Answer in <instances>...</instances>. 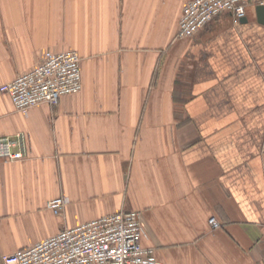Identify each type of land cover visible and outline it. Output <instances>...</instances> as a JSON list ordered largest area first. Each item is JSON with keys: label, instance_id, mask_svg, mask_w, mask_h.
<instances>
[{"label": "crops", "instance_id": "0c3cea01", "mask_svg": "<svg viewBox=\"0 0 264 264\" xmlns=\"http://www.w3.org/2000/svg\"><path fill=\"white\" fill-rule=\"evenodd\" d=\"M187 1L0 0V86L47 49L77 50L83 82L26 112L0 91V136L29 150L0 159V264L132 209L162 264H264V18L178 38Z\"/></svg>", "mask_w": 264, "mask_h": 264}, {"label": "built area", "instance_id": "2783aa9c", "mask_svg": "<svg viewBox=\"0 0 264 264\" xmlns=\"http://www.w3.org/2000/svg\"><path fill=\"white\" fill-rule=\"evenodd\" d=\"M257 4H264V0H189L180 16L177 37H193L224 12L233 13V22L238 23L246 16L248 6ZM80 62L75 49H47L36 65L3 83L0 91L9 94L22 112L42 103L55 106L64 95L82 90ZM28 151L26 133L0 136V159L22 160ZM67 203V198L57 197L48 206L59 213ZM209 222L214 228L220 226L214 216ZM142 225V212L137 209L105 214L61 228L32 245L5 254L2 264H162L155 257V248L143 244Z\"/></svg>", "mask_w": 264, "mask_h": 264}, {"label": "water", "instance_id": "95a60500", "mask_svg": "<svg viewBox=\"0 0 264 264\" xmlns=\"http://www.w3.org/2000/svg\"><path fill=\"white\" fill-rule=\"evenodd\" d=\"M257 9H258V14H259L260 18H264V4H258V8Z\"/></svg>", "mask_w": 264, "mask_h": 264}]
</instances>
